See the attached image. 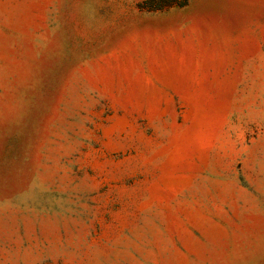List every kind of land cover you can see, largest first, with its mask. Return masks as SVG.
<instances>
[{"label":"rangeland","instance_id":"374dc122","mask_svg":"<svg viewBox=\"0 0 264 264\" xmlns=\"http://www.w3.org/2000/svg\"><path fill=\"white\" fill-rule=\"evenodd\" d=\"M0 264H264V0H0Z\"/></svg>","mask_w":264,"mask_h":264}]
</instances>
